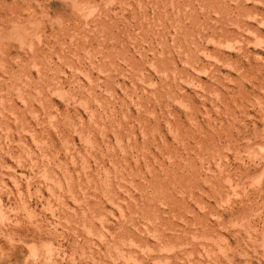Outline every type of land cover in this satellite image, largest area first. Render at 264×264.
Here are the masks:
<instances>
[{
    "label": "rangeland",
    "instance_id": "rangeland-1",
    "mask_svg": "<svg viewBox=\"0 0 264 264\" xmlns=\"http://www.w3.org/2000/svg\"><path fill=\"white\" fill-rule=\"evenodd\" d=\"M0 264H264V0H0Z\"/></svg>",
    "mask_w": 264,
    "mask_h": 264
}]
</instances>
